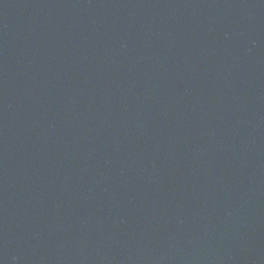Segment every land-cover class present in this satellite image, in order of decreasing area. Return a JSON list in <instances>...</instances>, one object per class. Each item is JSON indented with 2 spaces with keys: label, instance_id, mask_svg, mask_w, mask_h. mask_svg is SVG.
<instances>
[{
  "label": "water",
  "instance_id": "1",
  "mask_svg": "<svg viewBox=\"0 0 264 264\" xmlns=\"http://www.w3.org/2000/svg\"><path fill=\"white\" fill-rule=\"evenodd\" d=\"M0 264H264V0H0Z\"/></svg>",
  "mask_w": 264,
  "mask_h": 264
}]
</instances>
